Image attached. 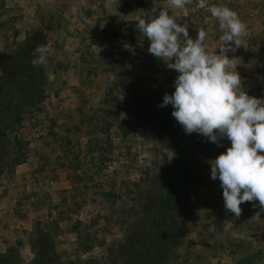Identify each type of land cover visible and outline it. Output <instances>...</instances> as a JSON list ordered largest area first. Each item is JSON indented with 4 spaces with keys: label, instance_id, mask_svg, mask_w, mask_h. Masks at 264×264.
I'll return each mask as SVG.
<instances>
[{
    "label": "rangeland",
    "instance_id": "1",
    "mask_svg": "<svg viewBox=\"0 0 264 264\" xmlns=\"http://www.w3.org/2000/svg\"><path fill=\"white\" fill-rule=\"evenodd\" d=\"M204 4L193 0L183 9L169 8V14L188 24L193 39L204 28L209 52L219 54L222 45L210 6L243 14L255 8L253 16L264 21V0ZM166 7L167 0H0V74L12 55L8 51L33 30L51 49L34 77L42 99L22 106L12 130L0 124L20 144H7L0 167V254L12 264H30L37 247L31 242L38 238L48 264H131L133 246L141 241L135 233L150 229L158 217L155 205L186 190L188 204L174 210L176 226L165 228L166 242L156 240L162 256L149 254L136 264H264V213L260 223L248 222L260 210L258 201L241 204L232 228L223 224L234 214L225 209L210 161L230 141L223 138L218 146L202 134H188L172 116V105L159 106L165 93L175 91L179 74L149 53L150 41L136 24ZM240 20L248 19L244 14ZM247 36V48L228 56L238 58L236 71L247 94L264 98L256 79L264 73V26ZM133 76L138 81L132 85ZM11 94L4 102L12 101ZM10 110L0 112L3 122L14 118ZM170 125L181 133L177 144ZM205 141L211 150L186 173V157L195 160L194 144ZM18 155L24 159L12 161Z\"/></svg>",
    "mask_w": 264,
    "mask_h": 264
},
{
    "label": "clouds",
    "instance_id": "2",
    "mask_svg": "<svg viewBox=\"0 0 264 264\" xmlns=\"http://www.w3.org/2000/svg\"><path fill=\"white\" fill-rule=\"evenodd\" d=\"M192 2L167 0L169 7L153 9L150 19L141 18L136 24L150 41L149 53L179 74L175 91L165 93L159 106L172 105V116L188 134H202L218 146L223 138L230 141L231 146L210 161V175L220 181L225 209L234 214L232 220L223 222L224 227L232 228L245 202L258 201L260 210L248 222L260 223L264 213V98L247 94L236 71L238 58L228 56L241 46L247 48L243 43L247 26L229 7L210 6L223 43L219 54L209 52L204 28L193 39L188 24L178 23V16L169 14V8L183 9ZM200 6H205L204 0ZM50 52L47 45H37L32 53L34 68L45 66Z\"/></svg>",
    "mask_w": 264,
    "mask_h": 264
},
{
    "label": "trees",
    "instance_id": "3",
    "mask_svg": "<svg viewBox=\"0 0 264 264\" xmlns=\"http://www.w3.org/2000/svg\"><path fill=\"white\" fill-rule=\"evenodd\" d=\"M45 40L44 37L41 36V32L38 30H33L25 40L21 41V44L17 45L14 50L8 51L11 52V56L9 57L10 60L6 65L2 68V73L0 74V112L1 111H9L10 106L13 105V102L16 101L15 105H13V119H6V121L3 122V117L0 118V124H2L4 127H7L8 129L12 130L13 128V122H17L19 119L20 111L22 110V106H32L36 104L37 101L42 99V88L39 85V79H35L37 72L40 68H34L32 64L33 60V49L37 45H44ZM34 70V71H32ZM35 77V78H34ZM134 81H138L137 76L131 77V84H134ZM135 89L137 91L141 90L140 86H135ZM13 93V95L11 94ZM11 97L10 99L12 101L4 102V97L7 98L8 96ZM3 97V98H2ZM10 106H9V105ZM24 109V108H23ZM11 111V110H10ZM11 111V112H12ZM170 137L172 138V142L174 144L178 143V137L181 136L179 131H176L171 125H170ZM3 128L0 127V167L3 156L6 155V148L7 144H12L16 147V149L20 148L19 141L16 139L15 135H5L3 133ZM11 137V140L10 138ZM212 145L211 142L205 141L200 144H197L194 149L195 151V160H192L193 156L190 157V154L186 157L185 164H182V169L186 171V173L190 172L192 169H194L197 165L198 160L197 158H200L203 153L211 150L209 147ZM214 153V151L212 150ZM21 154V153H20ZM19 157H15L12 159V161L18 160V162L22 161L24 157L22 155H18ZM16 163V162H15ZM177 176V174H174V177ZM167 181V184L170 188H173V179ZM184 187L188 184L187 177H184ZM191 184V183H190ZM176 193L174 196L171 197L170 201L167 203H161V206L155 205V210L158 215L157 218L152 219L150 223V229L148 231L140 230L135 233L136 239L138 236H141L140 244H137V246H133V254L135 257V260L131 261V264H136L139 260L144 258L145 256H153V259L156 260L159 256H162L163 250L160 249L163 242H166L168 239V233L165 231V228L171 226H176V223L173 221V214L176 216L177 213H175V207L178 205L188 204V191L186 190L185 193H181L180 195H177ZM179 202V203H177ZM172 208L173 211L169 210ZM174 212V213H173ZM176 220V219H175ZM176 232L171 233L175 235ZM180 236L179 232L177 233V238ZM156 240H160L162 243H157ZM31 246L36 249L34 250V256L31 260L30 264H48L45 260L47 258L46 248L44 245V241L42 239L38 238L35 241L31 242ZM8 250V249H7ZM12 258L5 255L0 254V264H12ZM15 264V263H14Z\"/></svg>",
    "mask_w": 264,
    "mask_h": 264
},
{
    "label": "crops",
    "instance_id": "4",
    "mask_svg": "<svg viewBox=\"0 0 264 264\" xmlns=\"http://www.w3.org/2000/svg\"><path fill=\"white\" fill-rule=\"evenodd\" d=\"M254 11H255V8H250V12H245V16L247 17V22H246V26H247V32H249L252 28L260 25V26H264V21H262L261 17H256L255 15L253 16L254 14ZM239 18H242V15L243 14V11L240 10V12L236 11ZM223 33L221 30H219V35L221 36ZM247 37H244L243 38V43L244 45H246V42H247ZM218 41L220 43H223L221 40H220V37H218ZM243 47V46H242ZM257 82L259 83V85L261 86L262 90L264 91V73L262 74H258L257 76Z\"/></svg>",
    "mask_w": 264,
    "mask_h": 264
}]
</instances>
